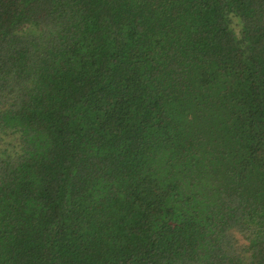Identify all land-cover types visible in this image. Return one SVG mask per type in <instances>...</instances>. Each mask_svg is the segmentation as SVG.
I'll use <instances>...</instances> for the list:
<instances>
[{"label": "trees", "instance_id": "1", "mask_svg": "<svg viewBox=\"0 0 264 264\" xmlns=\"http://www.w3.org/2000/svg\"><path fill=\"white\" fill-rule=\"evenodd\" d=\"M0 264H264V0H0Z\"/></svg>", "mask_w": 264, "mask_h": 264}]
</instances>
